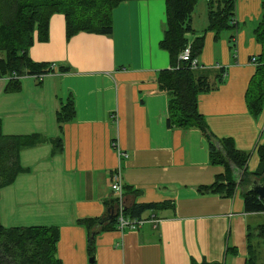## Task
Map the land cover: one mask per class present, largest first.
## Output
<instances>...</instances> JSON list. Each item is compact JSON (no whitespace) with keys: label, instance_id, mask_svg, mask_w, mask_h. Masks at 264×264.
<instances>
[{"label":"crops","instance_id":"0c3cea01","mask_svg":"<svg viewBox=\"0 0 264 264\" xmlns=\"http://www.w3.org/2000/svg\"><path fill=\"white\" fill-rule=\"evenodd\" d=\"M261 15L262 0H236L237 26L229 38L218 40L222 32L216 38L208 29V12L204 27L194 23L193 13V30L187 35L190 43L204 36L196 70L207 73L211 82L224 74L217 88L199 96L209 131L216 138L233 139L250 155V181L229 197L199 191L224 171L211 164L204 134L197 128L168 126L169 97L157 82L159 72L171 67L169 53L160 46L167 29L165 0L122 2L113 10L111 35L82 31L68 38L65 16L54 14L48 41L36 40L28 51L34 61L56 66L42 80L27 76L36 93L30 101L36 111L28 119L23 104L5 89L8 78H0L3 132L15 129L46 137L28 149V165L35 170L28 175V197L33 191H55L77 203L73 209L63 208L60 217L43 219L63 228L57 246L63 264L93 263L88 261V230L78 220L103 219L116 197L111 188L119 164L114 140L129 153L121 159L124 203L174 205L142 214L157 222L98 231L94 264H247L250 232L252 241L264 247L257 236L264 213L246 212L244 204L246 191L262 178L254 172L260 163L256 146L264 141V105L253 116L246 97L257 71L251 58L258 60L262 52L254 33ZM69 97L74 98L76 115L60 126L56 113ZM59 137L61 148L55 142ZM241 173L235 169V179Z\"/></svg>","mask_w":264,"mask_h":264},{"label":"trees","instance_id":"16d2710c","mask_svg":"<svg viewBox=\"0 0 264 264\" xmlns=\"http://www.w3.org/2000/svg\"><path fill=\"white\" fill-rule=\"evenodd\" d=\"M132 0H0V78H8L6 91H19L21 78L52 73L49 63L36 62L28 54L36 40L49 39L50 19L54 14L66 18L67 37L79 32L103 35L113 33L112 13L122 2ZM167 29L160 42L171 59V67L159 72L157 82L160 89L167 93L168 126L170 128H197L208 140L210 162L224 168L216 175L211 185L200 186L199 191L232 196L237 187L249 182L247 171L249 154L240 151L233 139L216 138L209 131L204 115L199 110V96L207 93L224 81V74L215 76V82L205 72L197 71L191 62L180 59L187 45H191L192 58L201 54L204 36L190 43L188 34L192 32V15L198 0H165ZM208 29L215 31L216 38L223 30L237 26L236 0H208ZM256 41L262 48L258 56L257 71L247 90L250 112L258 116L264 105V0H262L261 19L254 30ZM234 36H232V39ZM231 40V38H230ZM63 71L66 69L62 68ZM223 71V70H222ZM75 101L69 97L56 113L60 126L74 119ZM46 139L39 133L26 136L5 134L0 120V189L12 184L21 173L26 172L21 165L20 153ZM55 141V140H54ZM56 147H62L61 137L56 139ZM260 163L255 176L264 179V141L256 146ZM242 172L235 179L234 171ZM29 171V169H28ZM113 191V190H112ZM112 204L113 216L108 222L100 224L102 218H84L78 222L88 230V249L94 255V239L98 231L117 228L118 197ZM172 204V201L125 204L123 213L130 219H141L142 214ZM245 210L249 213H264V197L253 191L244 195ZM145 219V218H144ZM99 227V228H98ZM257 236L264 243V221L257 228ZM252 232L248 233L249 257L247 264H264L261 259L260 242H253ZM60 230L57 226L6 227L0 220V264H63L57 256ZM229 250L233 248H228ZM94 264V262L92 263ZM199 264H218L202 262Z\"/></svg>","mask_w":264,"mask_h":264},{"label":"rangeland","instance_id":"374dc122","mask_svg":"<svg viewBox=\"0 0 264 264\" xmlns=\"http://www.w3.org/2000/svg\"><path fill=\"white\" fill-rule=\"evenodd\" d=\"M194 12L197 18V22L194 19V23H198L197 25L199 27H204V19L207 18L208 12V0H198ZM231 34L230 30H223L218 40L224 39L225 35H228L229 38ZM256 44L258 48L259 45L257 42ZM40 80H42V78ZM20 81L21 89L9 93L16 102L19 101L20 105L23 104L26 108L23 114H25L28 119L33 116V111H36V108H32L30 105V101L36 93L31 90V81L28 80L27 76L22 77ZM7 83L8 80H6V84ZM19 131L20 130L15 131L14 129L10 135H30V133H22ZM256 155L258 154L256 153ZM20 159L21 165L26 169V172L18 175L12 184L0 189V220L2 224L6 227H28L31 225L57 226L62 234L63 228H61L60 225L44 222L43 219L60 217L62 216L63 208L73 209L77 203L74 200L62 198L56 194L55 191L53 193H50V191H33L28 197V175L34 174L35 172L33 164H31V166L28 165V161H31L30 159L28 160V149L21 151ZM28 168L30 169L29 171ZM216 168L222 167L216 166ZM261 221H264V219H261ZM260 253L261 259L264 261V247L261 249ZM92 257L95 258L96 256L92 255L89 257V263Z\"/></svg>","mask_w":264,"mask_h":264},{"label":"built area","instance_id":"2783aa9c","mask_svg":"<svg viewBox=\"0 0 264 264\" xmlns=\"http://www.w3.org/2000/svg\"><path fill=\"white\" fill-rule=\"evenodd\" d=\"M180 59L184 61H189L191 62V66L193 69H197L200 67V64L198 63L196 58H192V53H191V45H187L184 50L182 51L180 55ZM251 62L255 63L257 62V58L253 57L251 58ZM55 64L51 65L52 69H55ZM45 75H38L36 78L41 79ZM112 148L117 152L118 158H119V164L117 165V168L114 171V174H112V185L111 188L113 192L117 195L118 197V211L117 213V228L120 230H125V229H136L141 227L145 222L147 221H158L159 219L155 217H150L148 219H130L127 218L124 213L123 209L125 206L124 203V183H123V169L121 165V159H127L129 158V153L122 149L120 147V144L118 141L114 140L112 141Z\"/></svg>","mask_w":264,"mask_h":264},{"label":"water","instance_id":"95a60500","mask_svg":"<svg viewBox=\"0 0 264 264\" xmlns=\"http://www.w3.org/2000/svg\"><path fill=\"white\" fill-rule=\"evenodd\" d=\"M251 191L255 192L256 194L264 197V179L259 178L258 180H255L251 186ZM113 216V210L112 207H110L107 210V215L100 221V224H103L104 222H108ZM94 257L90 259V263L94 262Z\"/></svg>","mask_w":264,"mask_h":264}]
</instances>
